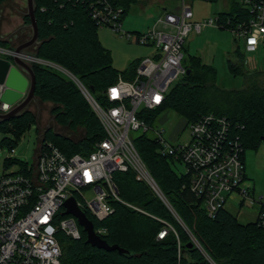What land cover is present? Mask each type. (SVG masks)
<instances>
[{"label": "built area", "instance_id": "2783aa9c", "mask_svg": "<svg viewBox=\"0 0 264 264\" xmlns=\"http://www.w3.org/2000/svg\"><path fill=\"white\" fill-rule=\"evenodd\" d=\"M192 1L180 0L181 13L165 12L146 34L122 33L137 44L155 48L156 54L138 61L133 79L119 76L105 93L106 105L101 106L86 87L67 71L66 75L92 104L105 138L94 145L91 153L67 155L52 142L45 141L44 132L40 130L34 163H28L24 170L20 168L2 175L0 264H70L63 261L62 236L80 240L83 231L74 216L64 215V205L71 198L98 222H104L113 215L115 201L155 218L163 225L157 234V241L176 237L177 264H181L186 254L175 226L120 198L114 177L116 173L128 171H134L138 180L151 187L185 228L194 248L210 258L148 172L135 144L140 136L156 140L163 156L185 165L184 175L190 180V190L202 201L209 218L214 219L222 209H227L232 200L249 208L258 207L255 222L264 229V193L255 199V186L246 174V149L239 125L225 116L202 115L197 121L187 123L191 133L190 143L174 145L165 139L166 131L155 126L156 120L152 125L148 121V113L164 106L171 88L187 73L184 49L192 31L201 34L209 27L227 29L236 40L244 41L247 53H256L264 46V0H224L225 12L231 11L234 1L247 18H239L242 15L236 14L223 20L217 13L215 19L202 22H192ZM122 12V9L104 2L103 8L96 9L92 18L98 26L106 25L121 33ZM0 54L1 58L11 62L16 56L15 49L0 48ZM41 61L36 59L32 63L42 64ZM5 90V85H0V114L12 109L1 102ZM134 132H141V135L133 137ZM89 193L93 194V198H88ZM95 231L100 237L107 233L105 228ZM210 262L215 264L213 260Z\"/></svg>", "mask_w": 264, "mask_h": 264}, {"label": "trees", "instance_id": "16d2710c", "mask_svg": "<svg viewBox=\"0 0 264 264\" xmlns=\"http://www.w3.org/2000/svg\"><path fill=\"white\" fill-rule=\"evenodd\" d=\"M7 1L0 0V9ZM104 2L122 9L124 20L139 0H35L39 28L35 57L71 73L101 106L107 104L105 93L118 81L119 76L125 79L135 77L138 63L134 62L125 71L113 66L111 51L103 47L98 33L100 26L92 18L93 12L102 9ZM26 14L24 26L32 34L31 20ZM236 14L242 15L239 18H247V14L233 1L231 11L221 12L220 16L226 20ZM8 43L0 36V47H7ZM235 56L237 62L229 60L228 67L246 79L242 89L218 87L215 84L218 72L213 66L205 63L185 65L191 74L188 76L186 73L171 88L161 109L148 113L149 123H155L166 109L185 116L189 123L207 114L225 116L240 126L245 149H257L264 142V86L259 85L255 78L264 76V71H245V55L240 46ZM190 58L193 63L197 61L196 57ZM32 68L36 75V97L40 102L54 104L52 115L56 124L70 130L79 127L85 130L84 137L76 141L53 128H40L45 141L52 142L67 155L91 153L94 145L104 140L105 132L86 97L70 77L57 69L40 63H32ZM38 120L28 109L10 121L0 122V134L12 136L5 137L2 144L8 146L10 151L15 149L22 135L34 123H39ZM135 144L148 172L171 208L217 264H264V229L257 222L242 224L227 209H222L214 219L209 218L202 201L191 192L189 178L173 170V161L159 152L157 141L140 136ZM13 164L20 165L22 170L27 167V164L9 158L5 166L9 168ZM114 179L122 201L175 226L186 254L181 264H209L198 249H187L189 235L151 187L145 181L138 180L134 171L116 173ZM113 207V215L104 222H98L89 213L87 216L94 222L95 230L107 229L102 238L109 245L129 251L132 257L87 245V235L82 231L80 240L62 236L64 262L177 264L176 237L170 236L165 241L156 239L162 223L118 201L113 202Z\"/></svg>", "mask_w": 264, "mask_h": 264}, {"label": "rangeland", "instance_id": "374dc122", "mask_svg": "<svg viewBox=\"0 0 264 264\" xmlns=\"http://www.w3.org/2000/svg\"><path fill=\"white\" fill-rule=\"evenodd\" d=\"M191 4L194 12V19L192 22H202L204 20L215 19L218 12L227 11L224 0H216L214 2L193 0ZM143 7L147 8L144 12ZM164 11L180 14V0H167L165 6L157 4V2L153 4V0H139V3L131 8L130 12L122 21L120 26L121 33L113 31L111 27L106 25L99 28L98 33L100 41L104 48L111 51L113 66L117 70L125 71L134 62L156 54L155 48L137 44L133 39H128L126 36H123L122 33L136 35L140 32L146 34L149 31V27L154 25L158 17L165 13ZM26 13L27 0H8L0 9V36L9 42L7 47H0L1 49H16L19 44L27 42L31 38L32 34L30 29H28L27 33H19L20 27L25 25L24 15ZM16 33L18 34L17 38H15ZM238 46H240L241 52L245 55V71L250 73L264 71V46H261L256 53H247L245 51V43L243 40H236L233 33L227 29L213 27L205 29L201 34H197L195 31L190 33L185 43L184 64L192 66L193 64L201 65V63H205L209 66H213L218 72L215 81V84L218 87L226 90H240L244 87L246 79L241 75L233 73L228 67L229 60L237 62L235 51ZM36 53L37 49L34 47L30 50L29 54L35 57ZM1 57L2 55L0 54V58ZM190 57H196L197 61L194 63L191 62L192 59ZM41 63L48 66L52 65L50 67L66 74L61 67L49 64L45 61H41ZM251 80L252 79L249 81ZM255 81L259 85L264 86L263 75L256 77ZM89 104L93 108L90 102ZM54 107L55 106L52 103H43L39 100L38 103H32L29 106V111L33 112L38 117L39 123H34L22 135L19 142L15 145L13 152H10L8 146L2 144L5 137L12 136L9 134H0V178L5 173L20 170V165L18 164H13L12 166H9L8 169L6 168L5 163L10 156L11 161L14 162H21L24 164L29 163L30 165L34 163L39 147L40 128L42 130L53 128L57 132L76 141L84 137V128L79 127L76 130H70L64 126L57 125L55 118L52 115ZM187 123L188 120L185 116L171 109H166L157 117L155 126L166 131L164 137L170 143L174 145H185L191 141V133L187 128ZM132 135L133 137H138L141 135V132H134ZM245 162L246 174L251 180V183L255 186L254 197L257 200L264 193V142H261L257 149L246 150ZM171 167L179 175L186 173L185 165L179 162L171 163ZM88 198H93V194L89 193ZM226 208L229 212L234 214L242 224L255 222L259 212L258 207L249 208L232 200ZM183 229L185 230L184 227ZM202 248L204 249L203 246ZM200 253L209 264H214L210 262L213 260L210 256V258H208L203 252L200 251ZM215 264L217 263L215 262Z\"/></svg>", "mask_w": 264, "mask_h": 264}, {"label": "water", "instance_id": "95a60500", "mask_svg": "<svg viewBox=\"0 0 264 264\" xmlns=\"http://www.w3.org/2000/svg\"><path fill=\"white\" fill-rule=\"evenodd\" d=\"M26 16L31 20V38L15 49L16 56L13 62L0 58V85H5L6 87L1 97V102L12 108L8 113L0 114V122L10 121L18 117L28 110L32 103H38V98L36 97V75L32 68V62L37 58L28 54L32 48L39 44V28L36 19L35 0H27ZM64 71L67 73L66 70ZM190 74L191 70H188L187 75L189 76ZM64 207L66 209L64 215L74 216L78 220L79 225L87 235V245L109 253L118 252L122 256L132 257L129 251L117 245L111 246L102 237L97 235L94 222L78 206L74 198L69 199ZM192 248H194V244L190 243L187 249Z\"/></svg>", "mask_w": 264, "mask_h": 264}, {"label": "crops", "instance_id": "0c3cea01", "mask_svg": "<svg viewBox=\"0 0 264 264\" xmlns=\"http://www.w3.org/2000/svg\"><path fill=\"white\" fill-rule=\"evenodd\" d=\"M166 1L167 0H153V4H155L156 2H157V4H161V5H163V6H165V4H166ZM147 8L146 7H143V12L146 10ZM150 9V8H149ZM164 12H167V11H164ZM218 13H221V12H218ZM152 26H150L149 27V29L151 28ZM17 32V31H16ZM27 33L28 32V27H25L24 25L23 26H21L20 27V31H19V33L21 34V33ZM138 33H140V32H138ZM17 36H18V34L16 33V35H15V38H17ZM25 43V42H24ZM21 44H23V43H21ZM21 44H19V45H21ZM30 53V51L28 52V54ZM141 60V59H140Z\"/></svg>", "mask_w": 264, "mask_h": 264}, {"label": "snow or ice", "instance_id": "6c2138e0", "mask_svg": "<svg viewBox=\"0 0 264 264\" xmlns=\"http://www.w3.org/2000/svg\"><path fill=\"white\" fill-rule=\"evenodd\" d=\"M115 91V90H114ZM157 99H159V98H157Z\"/></svg>", "mask_w": 264, "mask_h": 264}, {"label": "bare ground", "instance_id": "6f19581e", "mask_svg": "<svg viewBox=\"0 0 264 264\" xmlns=\"http://www.w3.org/2000/svg\"><path fill=\"white\" fill-rule=\"evenodd\" d=\"M68 73V72H67Z\"/></svg>", "mask_w": 264, "mask_h": 264}]
</instances>
